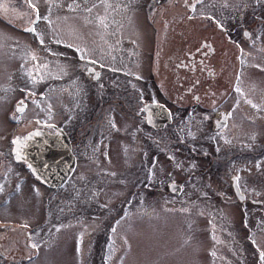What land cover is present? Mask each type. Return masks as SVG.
Here are the masks:
<instances>
[{"label": "rangeland", "instance_id": "rangeland-1", "mask_svg": "<svg viewBox=\"0 0 264 264\" xmlns=\"http://www.w3.org/2000/svg\"><path fill=\"white\" fill-rule=\"evenodd\" d=\"M88 1L0 0V193H5L0 199V219L7 226L0 228V264L82 262L71 242L74 237L69 232L70 217H64L65 221L62 218L69 215V202L58 201L56 197L62 190L53 188L60 191L51 192L42 185L35 190L32 175L10 153L12 136L32 128L33 117L53 120L60 111L58 103L54 107L52 93L57 78L55 52L60 53L61 60L64 56L61 52H122L124 57L135 53L134 62L144 64L147 56L156 57L165 47L164 23L148 21L146 13L139 10L141 6L135 8L140 0H91V8L86 9ZM29 22L34 31L28 30ZM96 22L101 23L99 29L93 24ZM252 51L248 47L246 52H240L236 80L255 81L249 107L252 112H259L257 106L262 108L264 98L261 85L264 72L260 69L262 64L264 66V57H261L264 52ZM63 71L61 69L60 73ZM232 73L234 70L230 69L229 74ZM250 74L254 79L248 77ZM155 78L156 83L161 80L156 74ZM17 96H23L25 101L22 111L14 110ZM129 100L124 98L125 103ZM225 101L216 107H230L232 115L215 132L202 116L212 109H204L199 104L191 105L193 110L186 111V121L177 115L155 129V179L150 190L140 191L145 194L143 202L148 204V193L155 199L156 212L145 220L133 219L128 228L122 221L127 217H120L113 233H122L124 248L117 252L115 259L119 257V260L106 259L104 264H264L261 258L256 260V252H264V229L260 228L264 217L258 214V209L264 206L249 200L260 198L264 202V117L257 113L258 120L243 119L239 105ZM247 101L244 98L242 106L244 102L247 105ZM62 108V117L66 118L70 109L68 99L63 100ZM124 123H116L118 137L127 132ZM103 127L111 132V127ZM246 128L248 131L251 128L249 135ZM183 136L188 137V152L182 149L184 143L179 138ZM123 146L121 143L120 147ZM166 147L169 150L164 156ZM247 149L250 157L244 152ZM117 158L113 154L101 169L108 182L102 194L108 197L120 190L118 180L124 179V194L131 191V179L126 173L118 174ZM127 171L135 175L133 169ZM230 173L239 178L237 184L244 193L243 200L233 195ZM13 177H21V182L12 190L7 189V182ZM171 180L180 185L178 194L167 189L166 181ZM36 192L46 196V199L39 198L41 205ZM102 194L100 197L105 198ZM107 204L103 208L105 213L117 208L111 206L115 201ZM212 214L215 218L210 217ZM105 216L86 214L77 220L83 219L89 226L96 224L92 230L104 233ZM17 223L21 226L12 227ZM26 224L29 231H38L40 235L35 238L36 255L20 259L30 248L23 235ZM215 237L217 240L213 241ZM111 238L105 244L108 258L115 256L111 252H116L119 245V241ZM95 251H89L93 258ZM18 256L20 258H13Z\"/></svg>", "mask_w": 264, "mask_h": 264}, {"label": "flooded vegetation", "instance_id": "flooded-vegetation-1", "mask_svg": "<svg viewBox=\"0 0 264 264\" xmlns=\"http://www.w3.org/2000/svg\"><path fill=\"white\" fill-rule=\"evenodd\" d=\"M91 3H93L91 0L87 2L86 9L91 8H89ZM139 5L141 6L139 10L146 13L148 21L154 24L164 23L162 36L166 39L163 52H157L156 57L147 56L144 64H141V61H139L140 64L134 62L135 53L126 54L124 57L122 52H61V54L64 53L61 60L60 53L55 52V69H57L55 77L57 78L54 80L52 93L55 99L54 107L58 103L57 107L60 111L53 120L45 121L33 117L31 126L41 127L48 133H63L66 136L72 159L70 171L66 177L58 184H48L31 174L25 160L16 159L32 175L35 180L32 184L35 190L41 188L40 185L50 188L51 192L62 190V193L56 194V197L58 201L69 202V215L62 218L65 221L70 217L69 232L74 237L71 242H74L75 250L79 251L78 258L82 261L81 264H104L106 259L119 260V257L116 259L115 257L119 255L117 252L124 248L123 235L119 231L113 233L119 218L127 217L122 221H125L123 226L128 228L133 219L145 220L146 217L155 214V199L148 193V204L143 202L145 194L142 191L144 188L150 190L152 181L155 179L156 128L162 127L177 115L181 117V120L183 116V120L186 121V111L193 110L191 105L199 104L204 109H212L211 112L203 113L202 116L207 118L215 132L214 130L224 126L232 115L230 107H216L224 99L226 104L239 105L241 110L239 114L243 119L258 120L257 113L262 119L264 117V98L262 108L257 106L259 112H252V108L249 107L252 92L256 88L255 81L236 80L241 61L240 55L246 52L248 47L254 50L252 52H264V0H243V2L242 0L229 2L140 0L135 8ZM89 21H91L90 18ZM93 24L97 28L101 23ZM173 24L179 27H173ZM116 27L120 28L118 25ZM29 29H32V24ZM261 57H264V54ZM136 59L139 60V55ZM61 69H64L62 74ZM230 69H233L234 73L229 74ZM260 69L264 72L263 64ZM157 70L159 73H156ZM155 74L161 79L158 83H156ZM248 77L254 79L252 74ZM261 85L264 94V79ZM242 96L245 101L249 100L248 106L246 102L242 106L244 101ZM22 97L17 96L14 102L16 103L18 99L23 100ZM124 98L130 99L129 102L125 103ZM64 99H68L70 104L66 118L62 117ZM146 102L162 103L168 110L169 121L159 127L149 123L144 111ZM124 121L123 126L127 132L118 137L119 129L116 123ZM103 126L111 127V132L108 133V129ZM246 130L247 134L246 132L245 134L249 135L251 128L249 131L248 128ZM58 137L61 139L60 135ZM185 137L179 139L184 143L183 148L181 147L183 151L188 152L190 149L188 137ZM121 143L125 146L120 147ZM115 148L116 151H114ZM168 150L169 148L166 147L164 156H167ZM248 150L243 151L250 157L251 152ZM192 152L196 153L194 149ZM113 154L118 157L115 160L120 168L119 172L117 170L118 174L126 173L127 178L131 179L129 183L131 191L124 194L122 186L124 179L118 180L116 182L120 192L117 189L112 197H108L102 194L108 182H105L106 178L101 169L109 162ZM128 169H133L135 175H129ZM229 177L233 195L239 201L243 200L244 193L237 184L236 175L230 173ZM20 179L22 178H11L7 182V189L12 190L14 186H19ZM232 180L235 181L238 195L234 191ZM139 181H141L140 185ZM171 181H166L167 189L172 194H178L181 190L180 185L176 182L177 185L169 187L168 184ZM53 188L60 190H53ZM100 194L106 197H100ZM4 196L5 193L2 191L0 199ZM36 198L41 205L39 198L46 199V196L36 192ZM249 200L258 205L263 203L264 206L260 198ZM112 201H115V204L111 206L116 205L117 208L105 213L103 208ZM86 214L101 218L106 215L107 229L103 231L105 234L99 230H92L97 226L96 224L89 226L82 221L83 219L77 220V217H84ZM258 214L264 217V207L258 209ZM66 216L67 218H64ZM215 216L210 215L213 218ZM17 226L21 225L17 223L12 227ZM2 227L7 228L0 219V228ZM260 228L264 229V219L261 221ZM23 235L25 244L30 248L21 258L13 257L15 259H30L36 255V247L32 245L38 243L35 238L40 235V232L29 231L26 224ZM110 238L112 241H119V245L115 249L116 252H111L115 256L108 258L105 256L107 250L105 244ZM127 239L129 242V235ZM215 240H217L216 237L213 241ZM229 240L231 242L232 239ZM95 249L97 251L93 258L89 251ZM261 252L260 250L256 252V260L261 258ZM2 258L8 259L5 256Z\"/></svg>", "mask_w": 264, "mask_h": 264}, {"label": "water", "instance_id": "water-1", "mask_svg": "<svg viewBox=\"0 0 264 264\" xmlns=\"http://www.w3.org/2000/svg\"><path fill=\"white\" fill-rule=\"evenodd\" d=\"M19 102L15 105L16 110L18 106L23 107L24 105V102L23 105H20ZM144 111L147 121L155 127L169 121L168 110L162 103L146 102ZM59 135L61 139L58 137ZM15 139H19L21 144H13L12 141ZM17 150L20 153L19 159H24L32 173L48 184L60 183L70 171L72 159L68 140L63 133H48L40 127H32L23 134H15L11 139L10 152L14 158H17ZM56 161L59 162L56 163ZM168 185L170 187L177 183L171 181ZM232 185L238 195L234 180H232Z\"/></svg>", "mask_w": 264, "mask_h": 264}, {"label": "snow or ice", "instance_id": "snow-or-ice-1", "mask_svg": "<svg viewBox=\"0 0 264 264\" xmlns=\"http://www.w3.org/2000/svg\"><path fill=\"white\" fill-rule=\"evenodd\" d=\"M28 30H32V31H34L33 29H28ZM246 35H247V33H246ZM209 47H210V46H209ZM19 104H20V105H23V101H20ZM22 110H23L22 107H20V106L17 107V111H22ZM113 126H115V125H113ZM29 138H30V137H29ZM12 143H13V144H17V145H20V144H21V142H20L19 139H15V140H13ZM19 157H20V153H19V150H17V158L19 159ZM236 179H239V178L237 177ZM32 247H37V245L33 244ZM260 256H261V260H264V252H261Z\"/></svg>", "mask_w": 264, "mask_h": 264}, {"label": "bare ground", "instance_id": "bare-ground-1", "mask_svg": "<svg viewBox=\"0 0 264 264\" xmlns=\"http://www.w3.org/2000/svg\"><path fill=\"white\" fill-rule=\"evenodd\" d=\"M59 161H56V163H58ZM56 176V175H55Z\"/></svg>", "mask_w": 264, "mask_h": 264}]
</instances>
